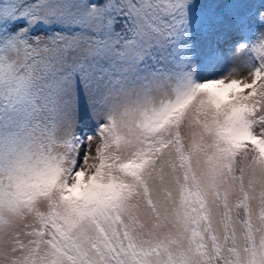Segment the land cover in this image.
I'll return each mask as SVG.
<instances>
[{"label": "snow or ice", "instance_id": "snow-or-ice-1", "mask_svg": "<svg viewBox=\"0 0 264 264\" xmlns=\"http://www.w3.org/2000/svg\"><path fill=\"white\" fill-rule=\"evenodd\" d=\"M173 88L212 113L218 159L206 186L189 175L181 117L117 162L109 178L128 190L119 199L69 198L105 115ZM61 124L72 127L70 173L22 168L37 129ZM169 149L185 169L175 208L149 182L165 171L157 155L171 164ZM252 166L264 167V0H0V206L43 198L48 209L7 243L0 234V264H264V192L257 226L245 181ZM229 181L240 193L231 203Z\"/></svg>", "mask_w": 264, "mask_h": 264}, {"label": "rangeland", "instance_id": "rangeland-1", "mask_svg": "<svg viewBox=\"0 0 264 264\" xmlns=\"http://www.w3.org/2000/svg\"><path fill=\"white\" fill-rule=\"evenodd\" d=\"M184 103H188V107L183 116L184 123L181 127V133L206 183L209 168L205 164L204 157L209 149L206 153L204 150L212 140V113L204 106L203 100L198 95L173 88L170 91H157L154 94L143 96L139 100H133L131 103L126 102L123 107L117 108L111 115H105L104 118L108 120V123L98 132L97 137L90 138L88 158L82 171L77 173L74 178L75 182L69 190L70 194L83 192L84 188L90 183L93 170H95L100 161L102 142L109 143L113 148L114 161L112 170L115 171L117 162H122L128 156V153L141 143V136H155L157 132L166 129L164 128L165 115H169ZM149 124H151V127H149ZM146 129L147 131H145ZM71 131L72 127L67 124L58 125L54 130L37 129L31 146H25L22 150L21 167L29 169L50 163L58 165L61 169L70 173L71 168L68 169L69 156L73 150L67 141ZM190 145L194 147H190ZM96 149H99V152ZM160 159L162 160V158ZM73 166L74 159L71 162V167ZM226 188L232 194L230 203L234 202L238 191L233 188L231 181L227 183ZM248 190L253 204V216L256 220L258 208L262 206L259 194L263 190L261 189L260 193L257 194L256 190L249 185ZM127 191L124 193H127ZM161 191L169 192L171 195L164 197L161 195ZM98 195L101 196L100 193ZM153 196L162 206L167 201L168 207L175 208L176 200L171 192V185H163V189L154 191ZM52 199L54 200L53 203H55L57 197L53 194ZM138 202L141 205L138 214L145 221V231H147L148 227H150V218L146 219L145 217L146 209L143 206V202ZM57 208L61 212L64 211L60 205H57ZM24 209L27 210L25 211ZM47 210V203L43 198L15 207L5 202L0 206V234H2L5 243L10 239V235L19 229L21 225L32 223L34 216L43 215ZM180 247L183 248L182 243Z\"/></svg>", "mask_w": 264, "mask_h": 264}, {"label": "trees", "instance_id": "trees-1", "mask_svg": "<svg viewBox=\"0 0 264 264\" xmlns=\"http://www.w3.org/2000/svg\"><path fill=\"white\" fill-rule=\"evenodd\" d=\"M186 110H187V103H184L180 107H178V109L172 111L169 115H165L164 128H169L171 127L174 121L180 120V118L184 116V113ZM211 131H212V128H211ZM213 141H214V138L212 137L211 142L207 144L206 149L204 150L205 153L209 149ZM184 146L187 149L185 143H184ZM187 150L191 156V167L188 169L189 175L191 176L193 173H195L198 179L200 180L201 185L205 186L207 182L205 183L204 176H202L201 170L199 171L196 165V162L194 160V157L192 155V152L189 149ZM113 152H114L113 148L110 146V144L103 142L100 162L93 173L92 181L85 188V191L82 192L80 195H77V196L70 195L69 198L73 200H78V201L82 200L86 204L96 203L100 206H105L108 203L114 200H117L121 197L122 193H124L127 190V188L122 182H117L116 180L109 178L112 172ZM74 156H75V153L74 151H72L71 155L69 156L70 163L68 165V169L71 168V162L74 159ZM168 156H171L170 149L167 150L165 153V157H168ZM160 158L161 157L159 155L156 156V159H160ZM204 159H205V164L209 168L210 162L215 164L217 162L218 157L214 159L213 156L209 155V150H208V153L205 154ZM162 163L165 169L164 173L161 174L159 171H156L152 179H150L149 181L153 186V195H154V191L162 190L163 185L169 184L171 185V192L174 194V198L176 200L178 198L179 188H180L179 179L184 175L185 169L179 166V162L175 159L174 156H171V164L169 163L167 158H162ZM128 170L131 171V169H128ZM116 171H119L118 167ZM58 179H59V176H54L52 179H50L47 182V184L50 185L52 188H55L57 185ZM245 181H246V185L247 186L249 185L252 188H254L257 194L260 193L261 189L264 191V167L252 166L251 168L246 169ZM99 191L103 193V197L101 196L96 197V194ZM239 195L240 193L238 192V195L236 196V198H238ZM249 196L251 197L250 192H249ZM52 202H54L53 199H52ZM250 204H251V212H252V221L255 225L259 226L261 225V220L258 217H256V220L254 219L252 200L250 201ZM259 209L260 207L258 208V210ZM235 216H236V213L234 210L233 211V223L237 229V232H239L240 225L235 220Z\"/></svg>", "mask_w": 264, "mask_h": 264}]
</instances>
